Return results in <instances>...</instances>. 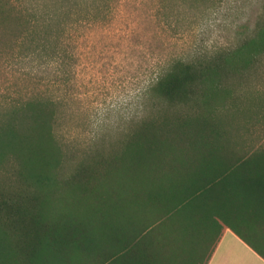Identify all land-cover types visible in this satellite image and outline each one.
<instances>
[{"label": "trees", "instance_id": "16d2710c", "mask_svg": "<svg viewBox=\"0 0 264 264\" xmlns=\"http://www.w3.org/2000/svg\"><path fill=\"white\" fill-rule=\"evenodd\" d=\"M157 7L166 37L198 43L157 63L135 97L137 110L98 125L83 144L65 141L62 126L61 87L77 64L65 39L79 24L60 23L36 38L32 28L22 33L16 64L33 66L43 89L13 98L0 124L7 154L0 229L8 238H0V264L10 255L16 264H190L207 259L227 229L252 248L264 240V91L255 85L264 77V0H161ZM211 89H224V131ZM40 101L54 108L46 137L70 164L67 173L32 168L46 163L26 131L45 124L32 112ZM128 150L135 153L127 191L106 185L96 201V185L110 180ZM67 189L96 199L83 214L51 216L46 203ZM108 221L109 241L100 234Z\"/></svg>", "mask_w": 264, "mask_h": 264}, {"label": "rangeland", "instance_id": "374dc122", "mask_svg": "<svg viewBox=\"0 0 264 264\" xmlns=\"http://www.w3.org/2000/svg\"><path fill=\"white\" fill-rule=\"evenodd\" d=\"M159 2L161 0H0V124L4 122L6 105H11L9 103L13 98L29 97L38 88L43 89L42 85L36 83V69L33 66L16 64L17 57L23 52L20 42L23 41L21 35L24 30L32 28L33 38H36L43 34L42 30L50 29L52 33L60 23L70 22L79 25L65 39V52L75 56L77 64L75 73H68L65 85L61 87L66 98L62 110L64 140L83 144L87 142L90 131L98 125L127 119L137 110L135 97L155 70V65L170 53L184 50L199 41L191 36L181 39L166 37L164 26L159 22V11L156 13ZM85 12L89 13L87 20L83 18ZM225 37L224 32V38L220 41H225ZM255 85L264 91V77ZM208 93L212 100L210 108L213 111L218 109L213 116L220 121L224 131V123L229 121L224 115V89H211ZM38 104L32 108V112L45 124L40 127L38 123L26 128V131L37 144L36 159L46 163L31 162L32 168L42 169L50 176L59 168L67 173L70 164L62 161L60 149L46 137L52 132L51 114L54 108L41 101ZM134 153L133 150L122 152V162L110 180L96 185L97 199L89 195H76L67 189L46 203L47 212L51 216L83 214L86 204L95 199L97 201L100 195L104 196L110 191L106 185L115 190L122 185L126 187L129 181L125 175L131 167ZM6 156L0 140V181L3 179L2 171L7 167ZM160 181L155 183L159 184ZM124 194L120 198H125ZM112 200L115 201L114 197ZM123 217L128 219L127 211H124ZM99 225L104 227L103 219ZM2 232L0 229V238L8 242ZM100 234L109 241V221ZM213 237H210L209 244ZM5 264L16 262L10 255Z\"/></svg>", "mask_w": 264, "mask_h": 264}, {"label": "crops", "instance_id": "0c3cea01", "mask_svg": "<svg viewBox=\"0 0 264 264\" xmlns=\"http://www.w3.org/2000/svg\"><path fill=\"white\" fill-rule=\"evenodd\" d=\"M258 246L250 247L227 229L207 259L190 264H264V240ZM257 249L263 253H257Z\"/></svg>", "mask_w": 264, "mask_h": 264}]
</instances>
